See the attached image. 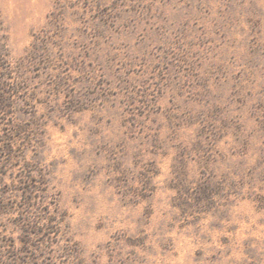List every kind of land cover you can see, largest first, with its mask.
<instances>
[{
    "label": "rangeland",
    "instance_id": "obj_1",
    "mask_svg": "<svg viewBox=\"0 0 264 264\" xmlns=\"http://www.w3.org/2000/svg\"><path fill=\"white\" fill-rule=\"evenodd\" d=\"M0 264H264V0H0Z\"/></svg>",
    "mask_w": 264,
    "mask_h": 264
}]
</instances>
